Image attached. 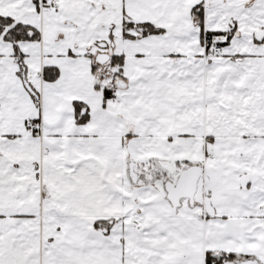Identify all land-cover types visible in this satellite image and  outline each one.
Returning <instances> with one entry per match:
<instances>
[{
  "label": "snow or ice",
  "instance_id": "snow-or-ice-1",
  "mask_svg": "<svg viewBox=\"0 0 264 264\" xmlns=\"http://www.w3.org/2000/svg\"><path fill=\"white\" fill-rule=\"evenodd\" d=\"M0 264H264V0H0Z\"/></svg>",
  "mask_w": 264,
  "mask_h": 264
}]
</instances>
